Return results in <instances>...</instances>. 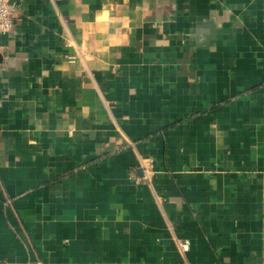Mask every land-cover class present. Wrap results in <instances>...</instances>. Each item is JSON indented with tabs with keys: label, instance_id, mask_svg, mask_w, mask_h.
<instances>
[{
	"label": "crops",
	"instance_id": "crops-1",
	"mask_svg": "<svg viewBox=\"0 0 264 264\" xmlns=\"http://www.w3.org/2000/svg\"><path fill=\"white\" fill-rule=\"evenodd\" d=\"M12 2L0 264H264V0Z\"/></svg>",
	"mask_w": 264,
	"mask_h": 264
},
{
	"label": "built area",
	"instance_id": "built-area-1",
	"mask_svg": "<svg viewBox=\"0 0 264 264\" xmlns=\"http://www.w3.org/2000/svg\"><path fill=\"white\" fill-rule=\"evenodd\" d=\"M19 19V14L12 10L10 0H0V34L10 32L14 22ZM141 168L144 171V176L139 181H150L154 175V162L152 159H143L140 162ZM178 248L182 253L189 250V242L178 243ZM185 264V263H181Z\"/></svg>",
	"mask_w": 264,
	"mask_h": 264
},
{
	"label": "water",
	"instance_id": "water-1",
	"mask_svg": "<svg viewBox=\"0 0 264 264\" xmlns=\"http://www.w3.org/2000/svg\"><path fill=\"white\" fill-rule=\"evenodd\" d=\"M12 1H13V0H10V4L13 3Z\"/></svg>",
	"mask_w": 264,
	"mask_h": 264
}]
</instances>
